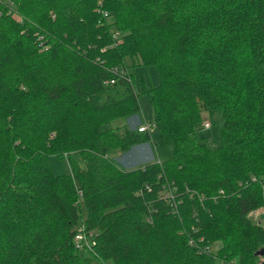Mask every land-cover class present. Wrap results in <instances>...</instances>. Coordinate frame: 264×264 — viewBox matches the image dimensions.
Masks as SVG:
<instances>
[{
  "label": "trees",
  "instance_id": "trees-1",
  "mask_svg": "<svg viewBox=\"0 0 264 264\" xmlns=\"http://www.w3.org/2000/svg\"><path fill=\"white\" fill-rule=\"evenodd\" d=\"M150 64L158 84L140 83L173 154L125 168L115 157L149 139L127 121L131 67ZM261 206L264 0H0V264H264L247 214Z\"/></svg>",
  "mask_w": 264,
  "mask_h": 264
},
{
  "label": "rangeland",
  "instance_id": "rangeland-1",
  "mask_svg": "<svg viewBox=\"0 0 264 264\" xmlns=\"http://www.w3.org/2000/svg\"><path fill=\"white\" fill-rule=\"evenodd\" d=\"M128 63V62H127ZM136 75L135 88L138 93L140 111L138 114H134L131 118H127L130 126L137 127L141 125V122H148L154 119L153 107L149 102L148 95L143 91L142 84L140 83V73L143 72L145 75L146 87L157 85L159 82V76L157 68L154 64L148 66H134L131 67ZM202 117L204 121H208L210 126H202L201 134L205 138L206 143L211 146H217L221 143L220 136V124L221 115L218 109H207L203 110ZM133 121V122H132ZM149 139L137 143L135 146H131L127 151L120 154L121 157L116 156L115 160L120 161L122 158L130 164H137L139 162H148L149 160L164 161L169 159L173 154V145L168 142H162L160 140V131L158 126L153 123L148 131ZM139 149L142 151L140 152ZM51 170L54 174H68L70 173L69 161L66 156H59L56 154H50L48 157ZM140 163V164H143ZM81 205V213L84 215L86 213L85 205L82 198H79ZM248 215L259 216L258 218H253L256 222H261L264 224V206L250 210ZM260 214H262L260 216ZM82 221L80 220V224ZM211 247L216 248L217 243H212ZM78 251H88L89 248H77ZM213 248V249H214ZM108 263V262H107ZM91 264H102L98 260H93Z\"/></svg>",
  "mask_w": 264,
  "mask_h": 264
},
{
  "label": "built area",
  "instance_id": "built-area-1",
  "mask_svg": "<svg viewBox=\"0 0 264 264\" xmlns=\"http://www.w3.org/2000/svg\"><path fill=\"white\" fill-rule=\"evenodd\" d=\"M101 14L103 17H107L108 16V11L105 9H101ZM116 38V37H115ZM113 71L119 75H128L127 73H129L128 69L126 67H121V68H113ZM127 78L129 79V76H127ZM107 82H114L115 81V77H111L108 80H106ZM153 123H151L150 121L148 122H141V125L137 126L138 131H149L151 125ZM203 126L208 127L210 126L208 121H203ZM222 190H219V193H221ZM170 196H173V191L169 189V192L167 193ZM191 194V193H190ZM216 197V196H215ZM173 207H176V204H173ZM254 218H258V216H253L252 214L250 215ZM74 244L77 248H91L94 244H95V240L93 239V237L91 236V234L89 232H86L85 230V225L84 222H82L81 224H79L75 234H74ZM189 243L196 245L195 241L191 238L189 239ZM197 250L200 251H210L211 250V246L209 244H205V245H198L197 246Z\"/></svg>",
  "mask_w": 264,
  "mask_h": 264
},
{
  "label": "crops",
  "instance_id": "crops-1",
  "mask_svg": "<svg viewBox=\"0 0 264 264\" xmlns=\"http://www.w3.org/2000/svg\"><path fill=\"white\" fill-rule=\"evenodd\" d=\"M133 122V121H132ZM136 144H134L133 146H135ZM139 151L141 152L142 150L141 149H139ZM120 154L121 153H119L117 156L118 157H121L120 156ZM123 157V156H122ZM153 160V159H152ZM149 161H151V160H149ZM123 167H125V168H132V167H135V166H138V165H141L140 163H143V162H139V163H137V164H130L129 162H126L125 161V159L124 158H122V160H120V161H118ZM145 163V162H144ZM143 163V164H144Z\"/></svg>",
  "mask_w": 264,
  "mask_h": 264
},
{
  "label": "water",
  "instance_id": "water-1",
  "mask_svg": "<svg viewBox=\"0 0 264 264\" xmlns=\"http://www.w3.org/2000/svg\"><path fill=\"white\" fill-rule=\"evenodd\" d=\"M256 253L263 254V253H264V248L258 249V250L256 251Z\"/></svg>",
  "mask_w": 264,
  "mask_h": 264
}]
</instances>
